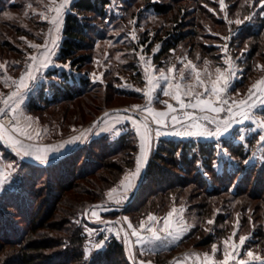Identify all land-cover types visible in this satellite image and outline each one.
<instances>
[{"label":"rangeland","instance_id":"374dc122","mask_svg":"<svg viewBox=\"0 0 264 264\" xmlns=\"http://www.w3.org/2000/svg\"><path fill=\"white\" fill-rule=\"evenodd\" d=\"M75 1L71 0L63 15L61 31L59 33L53 31L51 36L49 29L52 25L48 20L41 18V13L47 14V6H54L58 0H3L0 3V7H3L0 10V43L2 42L0 44V65H2L0 66V94L3 96L15 89L14 81L18 82L19 77L25 72L27 64L31 63L30 54L43 51V49L37 50L31 47V44L43 45L47 39L49 47H52V38L59 36L55 47L52 48L55 52L52 57L54 63L41 69L38 73V80L32 82L37 86L26 92L21 105L26 115L38 118L34 127L47 129L46 132L41 131L40 139L37 141L39 143L56 144L61 140H67L71 136L89 129L92 121L113 108L129 110L119 113L121 116H134L136 119L147 116L148 113H142L140 110L132 108L133 105L147 103L143 91L147 84L144 79L145 61L155 66L151 71L153 75H158L160 68L167 69L173 64L177 68L181 67V61L177 58L186 56L202 71V77L207 78V73L203 71L206 67L205 59L209 61L208 70L214 74L217 65L225 66L222 59L225 52L222 50V46L227 43L229 46L228 55L234 58V66H238L239 69L232 80L230 99L244 97L251 85L264 77V67H260L264 66V15L260 14L262 6L258 3H246L245 0H225L227 8L222 10L219 0H151L169 4V10L164 14H159L152 8L148 9L147 3L150 0H111V4L107 6L108 15L103 19L97 18L92 23L98 31L91 51L92 61L81 69H72L71 65L68 68L62 67L61 65L66 63L58 61L57 57L63 39L65 16ZM205 4L208 7H205ZM5 13L9 15H5ZM226 13L227 19H225ZM249 15L251 18L245 20L244 23L239 25L235 23L237 18L243 20L245 16ZM229 20L232 21L231 24L228 22ZM130 21H135V23H130ZM182 21H184L181 25L183 28L188 29V24L189 27L195 29L196 37L187 38L178 47L173 48L174 51L161 56L158 53L164 45V40L168 38L169 33L176 30L177 26H180ZM133 30L136 39L132 37ZM226 36H230V39L225 40ZM5 40L8 41V44ZM157 45H159L158 50H154ZM203 47L212 48L211 52L204 54ZM141 56L144 57V60H141ZM184 63L186 64L187 61L185 60ZM52 69L66 70L69 74L72 73L76 79L87 76L91 80L92 86L82 96L71 101H59L34 111L29 108L32 104L31 99L37 95L41 85L47 84L53 79L48 74ZM8 74L9 78L11 77L8 78L11 80L10 84L6 82ZM176 75L178 78V73ZM189 83L192 84L195 91H202V89L195 88L192 81ZM161 85L163 86V81H161ZM137 89H141V91H137ZM46 91H49L47 87ZM182 98L190 99V97ZM160 101L173 104L176 107V112L169 114L166 125H156L149 118L150 127L153 129L150 159L159 138L168 133L174 134V128L180 126L172 124L171 115H177L180 119L184 111H192V109L179 108L178 102L172 97L164 95L162 88L156 90L152 106L158 111L166 110L167 104ZM0 103L3 106L2 100ZM263 109L264 105L258 103L254 110L257 119L264 117ZM116 115L115 112L109 113L110 117ZM9 116H11L10 112ZM108 123L111 125L112 121L109 120ZM181 123H187V121L181 120ZM104 127L105 117L95 124L93 129L91 128L92 131L87 133V139L77 142L65 153L66 155L77 148L78 150L82 148L78 161H73L72 172L76 177L69 178L71 182L69 190L57 188L58 172L49 168H41L44 164L32 158L21 159L10 147L5 145L4 141L0 140V169H5L9 164L17 169L13 173V180L0 189V229H4L7 233L11 231L16 236L19 235V232H24L21 241L14 240L10 235L7 237L10 240L0 239V264L16 263L20 248L25 243L36 241H49L56 246L38 252L30 251L32 255L35 253L41 259H46L45 257L52 253L62 255L59 252V245H68L72 242L71 232L76 234L75 237L78 236L80 240L82 239V254L86 264L106 249L113 238L124 243L128 259L131 253L135 257L136 264L139 260H150L152 264H173L174 261L178 264H202L203 253H211L212 243L217 242L220 247L219 241L223 237L231 236L233 229L237 226V213H239V228L235 239L238 242L239 235L250 237L244 248L241 249V258L247 259L245 255L247 248L264 256V193L262 196L254 193L260 175H264V160L260 159L261 153L259 152V148L264 145L256 144L261 130L254 121H244L243 124L234 126L239 128L240 134L246 137L244 141H240L238 137L233 141L243 143L248 155L246 158L249 160L248 164L244 163L246 159L242 157L230 154L233 157L230 160L222 151L217 153L218 158L215 162L217 171L222 172L226 167L232 172L234 171L232 174L236 175L230 186V192H221L207 200L204 198V193L193 184L186 186L181 192H174L171 200L165 201L167 203L163 209H160L159 212L151 210L149 213L161 218L158 227H162V218L175 207L177 212L173 219L179 220L180 217H183L188 225H195V227H190L179 239L169 237L164 244H158L155 251H144L143 253L140 251L141 245L135 243L136 237L130 235L131 230L127 228V224L131 221L133 226L138 228L141 220L147 221L149 213L129 211L128 208L137 197L140 189L139 184L143 183L141 176L144 173L145 178L147 169L142 168L135 188L126 194L127 199L120 204L110 201L107 196L108 190L118 186L126 172L135 169L136 158L140 153L139 135L130 120H122L115 124V128L120 131H114V133L119 137V134L131 131L136 136L138 148L132 154L135 159L132 168H127L117 183L108 188L97 180L98 175L102 172H97L96 176L79 177L83 170L86 168L90 170L93 166L92 162L88 160L94 158L89 148L91 141L101 135H108L112 139L117 138L110 134L112 131L99 134ZM156 127H160L163 133L159 137L155 135ZM173 136L175 137L172 138L175 139L216 140L214 137H179L175 134ZM82 145L84 147H81ZM253 151H256L255 157H253ZM228 153L230 152L228 151ZM113 157L118 158L117 156ZM32 163L40 167L26 165ZM240 163L249 167L255 166L256 171L251 178L252 184L249 186L248 192L242 193L240 196H233L232 194L236 192L237 188H243V184L238 185L241 173L235 172ZM246 181L247 178L242 180L245 185ZM92 182L95 183L94 187L91 186ZM90 188L94 190L90 191ZM89 191L90 193H88ZM159 203L156 200L155 205ZM207 203H210L211 207ZM89 206H98L95 210L100 216V220L91 216ZM217 209L220 211L216 212ZM206 211H209V214ZM199 212L206 214L198 215ZM123 217H127L128 220H123ZM209 219H214V224H207ZM107 228H112L113 231L109 232ZM206 229H212V231ZM116 230L120 231L119 236L116 235ZM124 231L129 232L128 243L124 241ZM188 234H193L192 238L179 244ZM105 237L107 238L105 244L100 249L95 248L94 245ZM178 244L179 247L174 250L173 248ZM86 247L91 249L87 257L85 255ZM193 253L199 254V259L192 255ZM216 258L222 259V250L217 252ZM129 260L134 264L133 260Z\"/></svg>","mask_w":264,"mask_h":264},{"label":"snow or ice","instance_id":"6c2138e0","mask_svg":"<svg viewBox=\"0 0 264 264\" xmlns=\"http://www.w3.org/2000/svg\"><path fill=\"white\" fill-rule=\"evenodd\" d=\"M245 2L258 3L262 6L260 14L264 15V0H245ZM70 3L71 0H58V3H55L54 6H47V14L41 13V18L48 20L52 25L49 29L50 36L53 31L56 33L61 31L63 15ZM219 6L222 10L227 8L225 0H219ZM205 7H208V5L205 4ZM5 15L9 14L5 13ZM250 18L251 15L245 16L243 20L237 18L235 23L239 25ZM225 19H227V13L225 14ZM228 22L232 23L231 20ZM130 23H135V21H130ZM132 37L133 39L137 38L134 30ZM57 39H59L58 35L52 38V47H49L47 39L43 45L31 44V47L37 50L43 49V51L30 54L31 63L27 64L26 70L19 77L18 82L14 81L15 89L10 91L6 96L0 94V100L3 103V107H0V117H2L0 119V140L4 141L5 145L10 147L21 159L32 158L44 165H48L50 162L63 157L71 146L87 139V133L92 131L91 128L85 129L83 132L73 135L67 140H61L56 144L39 143L37 141L40 139L41 131L46 132L47 129L34 127L38 118L26 115L21 107L26 92L37 86L32 82L38 80V73H40L41 69H45L49 64L54 63L52 57L55 55V52L52 48L55 47ZM224 39L229 40L230 36H226ZM158 48L159 45L154 50H158ZM228 49L229 46L225 43L222 46V50L225 52V56L222 58L225 66L217 65L214 74L208 70L207 65L209 61L205 59L204 63L206 67L203 71L207 73V78L202 77V71L192 60L187 59L186 56L177 58L181 61V67L177 68L173 64L167 67V69L160 68L158 69V75L152 74L151 69L155 66L145 61L144 79L147 81V84L143 91L147 103L144 105H133L132 108L140 110L142 113H148V115L143 116L141 119H136L134 116H121L119 114L121 110L119 109L115 110L117 115L114 117H110L108 112L104 113L105 127L101 129L102 131L119 132L120 130L115 128V124L120 123L122 120H130L135 126L140 139V153L136 158L135 169L126 172L119 181V185L108 190L107 196L110 201L120 204L123 200L127 199L126 194L136 186V182L141 175V170L145 166L151 151L153 129L150 127L149 118L156 125H166L169 114L176 112V107L167 101H160L167 104L166 110L158 111L152 106L157 89L162 88L164 95L175 99L178 102L179 108L192 109V111H184L180 119H178L177 115H171L172 124L180 125L179 128H174L175 135L185 137H214L216 139L215 148L218 153L222 151L231 160L233 157L223 147L222 141L231 142L237 137L240 141H244L246 137L240 134L241 130L239 128L234 126L243 124L244 121L252 120L261 130L256 144L264 145V117L257 119L254 111L258 103L264 105V77L253 83L244 97L230 99L232 80L239 69L238 66H234V58L228 55ZM170 51H174V49ZM141 60H144L143 56H141ZM185 60L187 61L186 64L184 63ZM70 63L69 61L61 66L68 68L70 67ZM161 81H163V86L161 85ZM189 81L195 84V88L202 89V91H195ZM137 91H141V89H137ZM182 97H190V99L185 100ZM124 111L127 110L125 109ZM9 112L11 116L8 115ZM222 113L223 115H221ZM109 120L112 121L111 125L108 123ZM181 120L187 121V123H181ZM253 131L255 132L256 130L254 129ZM162 134L160 127H156V137ZM259 152L261 153L260 159L264 160V147L259 148ZM255 156L256 151H253V157ZM198 163L200 162L198 161ZM244 163L248 164L249 160L246 159ZM16 171L17 169L11 164L7 165L5 169H0V189H3L6 184L13 180V173ZM89 207L91 209V216L100 220L101 218L95 210L98 206ZM180 211L182 212L183 209L181 208ZM219 211V209L216 210V212ZM176 212L177 209L173 207L162 218V227H158L161 218L152 213L147 215V221L141 220L139 222L138 228L134 227L131 221L128 222L127 228L131 230L130 235L136 237L135 243L141 245V253L144 251L153 252L158 244H164L169 237L179 239L190 227H195V225H188L183 220V217H180L179 220H174L173 217ZM122 219L128 220L127 217H123ZM214 222V219L207 220V224H214ZM236 225L231 236L223 237L219 241L220 247H218L217 242H214L211 245V253H203L202 264H264V256L254 253L251 248L245 250L247 259L241 258V249L244 248L246 241L250 237L239 235L238 242L235 239L239 228V213H237ZM206 230L212 231V229ZM107 231L111 232L113 229L107 228ZM116 235H120L119 230H116ZM123 238L125 243L129 242L128 231H124ZM106 239L105 237V239L100 240L94 247L100 249L105 244ZM221 250L222 259H217L216 254ZM90 251V248H85L86 257ZM192 255H195L199 259V254L193 253ZM129 259L133 260L134 264H136L135 257L131 253ZM138 264H152V262L150 260H139ZM173 264H178V262L174 261Z\"/></svg>","mask_w":264,"mask_h":264},{"label":"trees","instance_id":"16d2710c","mask_svg":"<svg viewBox=\"0 0 264 264\" xmlns=\"http://www.w3.org/2000/svg\"><path fill=\"white\" fill-rule=\"evenodd\" d=\"M2 1L0 0V3ZM111 2V0H76L72 3L71 9L67 12L64 20L63 39L57 57L58 61L63 63L70 61L72 69H81L92 61L91 51L94 47L96 35H98V31L92 23L97 18L103 19L108 15L107 6ZM147 6L148 9L152 8L159 14L166 13L170 8L169 4L151 0L147 3ZM2 8L0 7V10ZM183 23L184 21L179 24L180 26L175 28L174 32L169 33L158 54L161 56L167 54L187 38L196 37L197 33L195 29L189 27L188 24V29H185L181 26ZM5 41L6 43L8 42L7 40ZM210 49L212 48L203 47L204 54L209 51L211 52ZM48 74L53 79L47 84L41 85L37 91V95L31 99L32 104H30L29 108L34 111L41 110L43 107L49 104H56L59 101H71L82 96L92 86L91 80L87 76H81L76 79L72 73L69 74L66 70L52 69ZM46 87L49 90L48 92L46 91ZM222 143L223 147L227 148L231 155H236L243 159L248 157L243 143L235 141H222ZM215 144L216 140L200 141L160 137L151 155L147 173L137 197L128 207L129 211L149 213V211L154 210L159 212L171 200L174 192H181L190 184L199 188L204 193L206 200L221 192H230V186L236 175L232 174L234 171L232 172V170L226 167L223 168L222 172L217 171L215 162L218 158V151L215 148ZM81 147H84V145ZM89 148L94 158L92 157L88 160L92 162L93 166L90 170L87 168L83 170L79 177L82 176L81 178H84L87 175L96 176L97 172H102L98 175L97 180L101 181L104 187L108 188L117 183L127 168H132L135 161L132 154L137 150L138 142L136 136L131 131H127L115 139H112L108 135L94 138ZM81 150L77 148L60 159L41 166V168H49L56 173L58 172L57 188L69 190L71 184L69 178L74 179L76 177L72 172L74 167L73 161H78ZM113 156H117L118 158H114ZM26 165H34V163ZM255 171V166L249 167L241 163L240 166L236 167L235 172L241 173L238 185L241 186L243 184V188H237L236 192H233V196H240L242 193L248 192V188L252 184L251 178ZM244 178H247L246 185L242 182ZM94 184L92 182L91 186L94 187ZM93 190L90 188V191ZM254 193L261 194V196L264 193L263 174L259 177ZM93 198H96V196H93ZM156 200L158 203L160 202L157 205H155ZM207 204L211 205L210 203ZM203 206L205 207L206 205ZM206 212L209 214V211ZM203 214L206 213H198V215ZM23 233L19 232V235L17 234L16 236L11 231L7 233L4 229H0V239L5 241L10 240L7 239L10 235L14 240L21 241L23 240ZM75 235V233L71 232L72 242L70 244H62L64 247L59 245V252L62 255L52 253L51 255H47L46 259H41L35 253L32 255L30 251L38 252L39 250L52 248L56 244H51L49 241L25 243L17 254L16 263L10 264H86L84 263L82 254V239L80 240ZM192 235H186L179 244L190 240ZM179 244L173 249L175 250L179 247ZM88 264L133 263L126 255L124 243L113 238L106 249L95 256Z\"/></svg>","mask_w":264,"mask_h":264},{"label":"water","instance_id":"95a60500","mask_svg":"<svg viewBox=\"0 0 264 264\" xmlns=\"http://www.w3.org/2000/svg\"><path fill=\"white\" fill-rule=\"evenodd\" d=\"M117 109H119V110H121L122 112H128L129 110L128 109H126L127 111H124L125 110V108H113V109H111V110H107L106 112H108V113H110V112H114L115 110H117ZM105 113V112H104ZM104 113H102L101 115H99L94 121H92L91 122V124H90V126H89V128H92L95 124H97L103 117H104ZM152 145V144H151ZM150 154H151V151H150ZM150 154H149V156H148V159H147V161H146V166H145V170L148 168V166H149V163H150ZM54 161H56V160H54ZM54 161H52V162H54ZM143 180H144V173L142 174V176H141V182H143ZM140 184H139V188H140Z\"/></svg>","mask_w":264,"mask_h":264},{"label":"crops","instance_id":"0c3cea01","mask_svg":"<svg viewBox=\"0 0 264 264\" xmlns=\"http://www.w3.org/2000/svg\"><path fill=\"white\" fill-rule=\"evenodd\" d=\"M8 78H9V74H8V77H6V79H7L6 82H7V84H10V83H11V80H8ZM10 78H11V77H10ZM114 112L116 113V111H114ZM114 112H113V113H114ZM121 112H122V111H120V113H121ZM103 118H104V117H103ZM103 118H102V119H103ZM102 119H101V120H102ZM93 127H94V126H93ZM92 129H93V128H92ZM106 132H108V131H102V130H101V131L99 132V134H104V133H106ZM110 132H111V131H110ZM99 134H98V135H99ZM110 134L115 135V136H113L114 138L118 136V134L114 133V131H112ZM116 135H117V136H116ZM119 135H121V134H119ZM173 135H174L173 133H168V134L164 135V137H167V138L175 137V136H173ZM179 137H183V136H179ZM70 148H73V146H71ZM70 148H69V149H70ZM145 166H146V164H145ZM145 166H144V168H145Z\"/></svg>","mask_w":264,"mask_h":264},{"label":"built area","instance_id":"2783aa9c","mask_svg":"<svg viewBox=\"0 0 264 264\" xmlns=\"http://www.w3.org/2000/svg\"><path fill=\"white\" fill-rule=\"evenodd\" d=\"M0 104H1V103H0ZM0 107H3V106L0 105ZM8 115H9V113H8Z\"/></svg>","mask_w":264,"mask_h":264}]
</instances>
